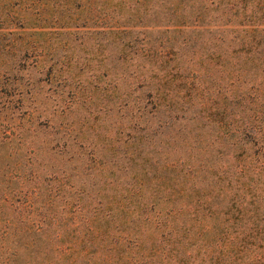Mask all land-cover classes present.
I'll use <instances>...</instances> for the list:
<instances>
[{
  "label": "rangeland",
  "instance_id": "374dc122",
  "mask_svg": "<svg viewBox=\"0 0 264 264\" xmlns=\"http://www.w3.org/2000/svg\"><path fill=\"white\" fill-rule=\"evenodd\" d=\"M240 1L245 23L263 12L264 0H0V264H71L123 231L153 235L170 211L202 226L237 129L262 114L264 70L246 69L237 34L253 25L225 14Z\"/></svg>",
  "mask_w": 264,
  "mask_h": 264
},
{
  "label": "trees",
  "instance_id": "16d2710c",
  "mask_svg": "<svg viewBox=\"0 0 264 264\" xmlns=\"http://www.w3.org/2000/svg\"><path fill=\"white\" fill-rule=\"evenodd\" d=\"M247 4L240 1L235 10L231 7L224 13L235 20L229 22L233 27L253 25L250 31L243 28L237 34L243 32L239 41L242 47L247 46L242 62L257 74L258 69L264 70V8L258 17L262 2L256 8L250 6L257 16L252 23H245ZM36 15L42 18L43 11ZM247 75L255 80L252 73L241 74ZM261 75L254 102L259 108L257 112L262 114L242 122L237 129L236 143L231 145L238 153L228 160H234L232 169L225 170V175L217 176L214 182L219 187L216 196H211L213 200L205 203L207 220L202 226L196 230L193 221L178 219V214L170 211L167 217L155 219L153 235H136L135 228L123 231L107 244L92 242L96 249L78 251L71 264L89 255L96 256L91 264H264V73ZM223 180L226 186H220ZM253 181L254 188L250 187Z\"/></svg>",
  "mask_w": 264,
  "mask_h": 264
}]
</instances>
